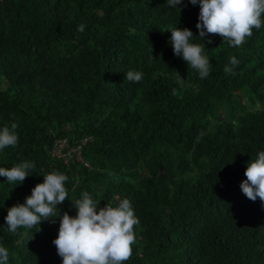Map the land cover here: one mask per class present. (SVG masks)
Segmentation results:
<instances>
[{
    "label": "trees",
    "instance_id": "16d2710c",
    "mask_svg": "<svg viewBox=\"0 0 264 264\" xmlns=\"http://www.w3.org/2000/svg\"><path fill=\"white\" fill-rule=\"evenodd\" d=\"M199 11L189 0H0V130L15 123L19 137L0 167L35 165L17 186L0 176L9 264H62L60 218L85 191L98 209L130 200L140 223L127 264H264V202L240 187L264 151V27L232 47L198 37ZM176 27L204 47L208 77L174 54L164 30ZM84 137L82 161L51 157L56 139ZM52 172L68 177L59 217L10 233L8 209Z\"/></svg>",
    "mask_w": 264,
    "mask_h": 264
},
{
    "label": "clouds",
    "instance_id": "9594fccd",
    "mask_svg": "<svg viewBox=\"0 0 264 264\" xmlns=\"http://www.w3.org/2000/svg\"><path fill=\"white\" fill-rule=\"evenodd\" d=\"M192 5H199V17L196 28L200 38L207 35H219L232 47H241L253 30L264 27V0H189ZM184 0H167V4L176 8ZM180 11L181 8L179 7ZM85 25L78 26L84 32ZM170 44L174 54L188 64L189 68L198 71L201 79L210 75L211 63L204 54V47L192 42L194 33L188 28H171ZM209 43L211 41L209 40ZM232 67L226 66L225 73H233L239 60L230 58ZM143 74L128 71L126 80L139 83ZM177 83L183 87L184 78L177 72ZM176 89H173V95ZM17 125L12 123L0 130V150L15 147L19 142L16 133ZM35 165L22 162L11 168L0 167V176L7 182L20 185L29 176ZM246 179L240 187L243 194L251 201L258 198L264 202V151H260L256 159L248 163L244 173ZM44 180L38 183L26 198L25 203L10 207L5 217L7 230L17 234L19 229H32L43 221L59 217L56 209L69 198L65 187L68 177L59 172L43 175ZM77 209L75 216L65 212L60 218L57 238L53 241L62 264H127L133 256V246L137 243L135 226L140 221L136 217L129 199L121 200L118 206L107 203L105 207L98 205L88 192L81 198L71 199ZM0 264H9V251L0 246Z\"/></svg>",
    "mask_w": 264,
    "mask_h": 264
},
{
    "label": "built area",
    "instance_id": "2783aa9c",
    "mask_svg": "<svg viewBox=\"0 0 264 264\" xmlns=\"http://www.w3.org/2000/svg\"><path fill=\"white\" fill-rule=\"evenodd\" d=\"M90 137H84L78 144L69 145L67 139L58 138L54 141L53 146L50 150L52 158L61 159L64 163L70 161H82L81 158V147ZM87 165V163H84Z\"/></svg>",
    "mask_w": 264,
    "mask_h": 264
}]
</instances>
